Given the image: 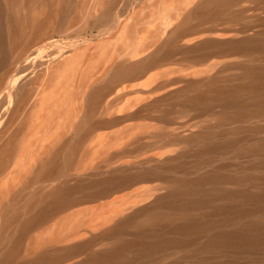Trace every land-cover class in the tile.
Instances as JSON below:
<instances>
[{
	"label": "bare ground",
	"instance_id": "obj_1",
	"mask_svg": "<svg viewBox=\"0 0 264 264\" xmlns=\"http://www.w3.org/2000/svg\"><path fill=\"white\" fill-rule=\"evenodd\" d=\"M134 1L0 0V264H264V0Z\"/></svg>",
	"mask_w": 264,
	"mask_h": 264
},
{
	"label": "rangeland",
	"instance_id": "obj_2",
	"mask_svg": "<svg viewBox=\"0 0 264 264\" xmlns=\"http://www.w3.org/2000/svg\"><path fill=\"white\" fill-rule=\"evenodd\" d=\"M137 1H138V2H137ZM143 1L146 2V0H135L134 3H132V6L129 8V10H132V11L137 10ZM118 13H119V14H123V15H125L126 17H129V16L135 14L136 12H118ZM127 13H129V14H127ZM139 13H141V14H140V17H141V18H145V16H146L149 12H148V9H145V10H143L142 12H139ZM142 26H144V25H142ZM94 42H97V40H95Z\"/></svg>",
	"mask_w": 264,
	"mask_h": 264
}]
</instances>
